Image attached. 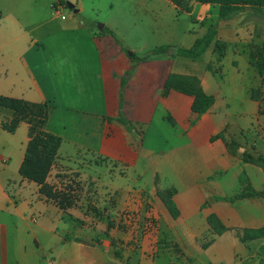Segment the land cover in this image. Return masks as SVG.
<instances>
[{"label":"crops","instance_id":"0c3cea01","mask_svg":"<svg viewBox=\"0 0 264 264\" xmlns=\"http://www.w3.org/2000/svg\"><path fill=\"white\" fill-rule=\"evenodd\" d=\"M50 1L53 2V9L54 4L62 5L60 0ZM197 4H202V16L198 20L204 31L211 22L217 23V38L226 43L225 53L217 61L211 45L201 55L209 52L210 59L196 64L201 56L191 59L176 52L178 47H189L196 36L189 44H183L185 37L177 31L158 34L162 38L156 47L169 45L173 47L170 55L176 52L178 58L170 64L166 52L156 55H163L160 62H165V70L159 80H146L155 99L147 122L128 120L119 115L121 107L117 97L120 89L122 93L125 92V82L115 76L113 68H110L113 103L108 102L99 34L103 32L115 36L114 32L119 31L115 26L118 23L106 22L101 29H96L93 19L81 21L70 17L67 21L62 18L60 25L55 22L51 25L61 14L54 9L53 18L33 25L34 31L46 26V30L34 36L21 27L13 35L0 34V94L49 105L44 129L61 138L50 173L59 166L81 172L80 175L88 176L98 188L95 198L102 201L101 205L92 202L94 207H91L98 211L97 214L87 213L90 204L86 202L80 203L75 210L63 212L45 201L34 182L28 183L29 180L27 182L22 178L17 188H10L12 178L8 174V163L15 158L20 166L28 141V124L21 121L13 133L4 130L1 123L12 117V110L0 107V264H141L142 257L145 258L144 264H217L222 263L220 258L227 263L238 264L250 257L252 245L262 244L260 242L264 237L245 244L235 237L234 232L235 229L264 227V198L215 201L204 206L203 203L211 195L230 196L223 194L222 184L227 183L232 188L236 182L239 183L238 177L242 172L249 178L247 168H254L259 180V185L250 183L252 187L264 190V170L239 159L243 151L255 152L256 155L259 152L231 132L227 119L222 116L231 111L226 94L220 96V87L226 84L225 76L220 75L221 84L216 79L218 67L227 58L231 41H248V38H244L245 34L240 35V28L247 22L255 26L260 24L251 18L243 19L244 10L262 17L264 12L247 8L231 19L221 21L217 19L218 6L213 4L195 2L188 14H192ZM74 7L77 9L74 14L82 10L80 0H76ZM202 20L208 23L204 24ZM257 33L264 37V30ZM250 44L247 42L246 45ZM235 54L244 58L250 66L248 48H236ZM231 66L234 69L231 82L239 81L243 86L237 61H231ZM170 73L197 76L202 89L214 96L211 107L204 114L195 116L190 110L191 96L175 90L162 96L164 81ZM133 76L131 73L129 77ZM260 79L259 86L263 88L264 75ZM252 101L257 104L259 114V102ZM119 118L127 120V124L119 121ZM158 121L168 122L176 138L174 146L160 152L159 148L145 144L150 131L160 136L161 133L154 130ZM129 124H132V128L128 127ZM223 130L226 138L229 134L238 143L236 155L227 151L222 139L210 140L211 136ZM181 154L183 158L179 156ZM143 167L151 169L147 180H143ZM129 171H134L131 181L121 177ZM223 175L225 177L221 178ZM228 175L229 179H226ZM169 187L175 189L173 199L179 215L173 219L161 200L153 198L158 217L156 240L137 237L136 245L131 248L127 243L129 236H123L117 230L129 193ZM25 188L29 189L31 195L24 193ZM48 206L56 210L54 220L50 222L42 219ZM212 213L228 230L221 235L210 234L212 241L203 243V233L208 234L211 230L207 216ZM123 223L130 225L125 219ZM88 230H99L103 234L93 236L87 233ZM131 231L128 230L129 233ZM225 234H228L231 242L226 247L229 250L223 254L214 246L217 239ZM111 237L123 240L122 247L128 253L126 257L118 259L110 254ZM171 242L177 243L180 250L173 251ZM203 244L206 247H202ZM252 254L256 255V251ZM127 258L128 262L125 260Z\"/></svg>","mask_w":264,"mask_h":264},{"label":"rangeland","instance_id":"374dc122","mask_svg":"<svg viewBox=\"0 0 264 264\" xmlns=\"http://www.w3.org/2000/svg\"><path fill=\"white\" fill-rule=\"evenodd\" d=\"M60 1L62 3L60 15H63L66 21L70 17L81 21L93 19L96 29L99 28V24H104L106 22L118 23L115 26H117L119 31L114 32L115 36L103 32L99 34V46L103 54V68L107 84L108 102L109 104L113 103V96L111 92L113 80L110 72V68H113L115 76L122 78L125 82V92L122 93V90L120 89L117 97L119 106L121 107V113L119 115L127 118L128 120L147 122L150 119L151 112L155 106V99L151 96L152 88L146 80H151V82L159 80L162 72L165 70V62H160V56L163 55L156 56L150 53L153 48L159 45L160 41L158 40H161L162 38L157 35H163L169 31H177L180 35L185 37L183 44H189L193 36L200 37L203 35L205 31L200 20H198V17L202 16V11H200L202 4H197L190 15L183 12L178 13L168 0H80L82 10L79 13L74 14L72 9L68 8L66 3L70 2L74 4L76 0ZM52 3L53 2L50 0H0V34L13 35L20 31V27L24 28L27 34H30L31 36L46 30V26H43V28L41 27L37 31H34L32 27L41 20H48L51 17L53 18L54 9L52 8ZM244 11L246 12L243 15L244 18L242 17L243 19L249 20V18H251L253 20H257L260 24L255 26V24L247 22L244 27L240 28V35L245 34L246 36L244 35V38H248V41H243L242 43L238 40L231 41V46L227 52V58L223 59L221 67L217 66L219 73L216 74V79L221 84L222 78L220 75L225 76L226 84L223 88L220 87V96L226 94L228 98V101L226 102L229 103L231 113L229 112L227 115L223 113L222 116L227 119L231 132L237 139H240L248 145L254 147L252 149H255L259 152L258 154H262L264 156V115L257 114V104L250 100L247 96V88L259 86L261 84V79L259 75L246 64L244 58L235 54L236 48H248L249 50L252 44H261L264 42V37L262 38L261 35H258L259 33H257L264 30V27L262 26V24H264V17L257 16L254 12H248L247 10ZM60 15H57L56 19L51 22V25H53V22L58 25L62 24L63 20ZM192 19H197V21L193 22ZM202 21H204V24L208 23L207 20ZM241 40L243 39L241 38ZM247 42L252 44L247 46ZM11 47L13 46L11 45ZM172 48L173 47H169L166 51V54L169 55L167 58L169 59L168 63L170 64L172 62H176V59L178 58L176 52L173 55H170L169 52L170 50L172 51ZM131 53L134 54V57H130ZM210 56L209 52L205 53L204 56H201L196 61V64L204 63V60L210 59ZM233 60H236L238 63L240 78H243H241L243 86L239 84V81L234 83L231 82L232 71L234 70L231 66V61ZM121 70L123 71L121 72ZM151 71L152 73H150ZM131 73L134 75L132 78L129 77ZM260 89L263 90L261 93V103L263 104L262 109L264 110V87H260ZM172 128L173 127L169 126L166 121L164 123L161 121L156 122L154 130L161 134L160 136H156L151 134L150 131L146 137L145 144L153 148H159V152L160 150L164 151L166 148L174 146L176 138L171 131ZM227 139H231L229 134H227ZM179 156L183 158L184 155L181 154ZM18 168V163L15 158L9 161L8 174L12 178L10 188H13L14 186L17 188L19 179H22V177L18 174ZM253 169L247 168L246 170V172H250L249 182L259 185L258 177ZM150 170V168L143 167V170H141L144 175L143 180L150 178ZM80 174L81 172H77L67 166H59L57 169L56 167L53 168L51 173L49 172L47 182L54 185L57 190H64L68 188L72 191L71 195H78L75 205L70 209L75 210L80 206V203L86 202V204H90V208H88L89 212L87 213L97 214L98 211L93 210L92 208L94 207L92 202L96 205H99L102 202L98 200V198H95L97 197L95 195L98 193V188L94 186V183L88 176ZM133 174L134 171H129L126 172V176L121 177H126L129 181H131L134 176ZM223 177L225 176H221V178ZM226 179H229V175ZM25 181L28 182V180ZM28 183L33 182L29 181ZM222 186L224 188L223 194L226 193L230 196L240 190L241 187L238 182H236L232 188L227 185V183H223ZM133 191L145 193L137 195L136 197V208L141 210L139 218L140 225L136 227L138 230L133 232L131 231V229H133L132 225L129 227V225L122 222L125 218L124 210L127 208L126 205L128 203V197L125 201V205L122 207V218L118 221V224L121 226L120 228L118 227L117 230L120 231L123 236L128 235L129 240L134 243L137 237L142 238L141 224L146 217L144 215L147 214L146 212L151 209L152 205L154 211L156 210L154 200L153 204H151V201H149L146 194L150 195L154 199H157V196L155 195V190L151 192L146 190ZM24 193L31 195L28 188H25ZM87 197L90 201H88ZM38 210L35 212L36 215H38ZM39 211L42 212L41 210ZM55 211L54 207L48 206V211L44 212L42 219L46 222H50L52 219L54 220L53 215ZM123 224L125 225V229L124 226H122ZM128 230L131 232L129 233ZM239 232V230L237 231L235 229V237H237ZM87 233H90L93 236H102L103 234L99 230H88ZM210 234L213 235L214 233L211 230L208 234L203 233L201 241L203 243L208 242L211 239ZM144 238L150 240L155 239V237L152 238L149 236ZM229 238L228 234L221 236L217 239L214 247L225 254V252L229 250L226 248L231 242ZM111 240L118 245H120L122 241H120L119 238L114 239L113 237H111ZM260 243L262 244H256V246L252 245L250 248L253 251L251 253L249 252L250 257L246 259L244 258L245 261H241L238 264H264V255L252 254L254 250L258 252L260 245H264V240ZM132 246L134 247V245H130L131 248ZM170 246L173 247V251L180 250L177 243L171 242ZM127 254V252H124L123 256L126 257ZM220 260L222 263L218 262L217 264H230L222 261L223 259L221 258ZM144 263L145 258L142 257L141 264Z\"/></svg>","mask_w":264,"mask_h":264},{"label":"trees","instance_id":"16d2710c","mask_svg":"<svg viewBox=\"0 0 264 264\" xmlns=\"http://www.w3.org/2000/svg\"><path fill=\"white\" fill-rule=\"evenodd\" d=\"M173 4L179 12H191L193 4L195 2L203 4H213L218 6L217 19L221 21H227L234 17L237 13L244 9H252L256 12H264V0H168ZM54 4L53 6H55ZM217 23H210L203 35L197 37L189 47H178L176 52L178 55L197 59L199 58L211 45H213L214 53L216 55V60H220L225 53L226 43L217 38L216 31ZM169 45H160L152 49L151 54L157 55L164 53L169 48ZM134 57V54H132ZM142 59V58H141ZM248 62L250 66L255 70V72L263 77L264 75V42L261 44H252L248 50ZM207 67H210L208 65ZM259 87H250L247 90L250 99L259 102V114H264L261 103V93L262 89ZM262 88V87H261ZM170 90H175L177 92L191 96L192 103L190 106L191 112L195 116H200L204 114L214 103V96L206 93L201 85L197 76L189 74H179L170 73L163 84V89L161 92L162 96H166ZM0 107H5L12 110V117L8 121H3L1 127L13 133L21 121H25L28 124V141L26 143L23 159L18 168L19 175L29 181H32L38 185V192L43 196L45 201L51 202L59 210L66 212L68 209L72 208L76 201L78 195H71L72 191L67 189L57 190L54 185L47 182V176L51 168L55 164L57 151L61 143V138L57 135L47 132L44 129L45 122L49 113V105L47 103H37L30 102L23 98H17L7 95L0 94ZM124 124H127V120L119 118ZM194 121V120H193ZM132 128V124L128 125ZM220 138L224 141L227 151L231 155L237 154L238 143L231 138L228 140L224 136V130L211 136L210 140ZM239 158L243 162L252 163L260 166L264 170V156L261 154H254L252 152L243 151ZM238 181L241 185L240 190L231 196H221L212 195L207 198L204 205H209L215 201H228L233 202L238 199L243 198H264V190H256L252 187L249 182V178L245 172H242ZM145 193L131 191L128 195L127 208L125 212V220L129 222V227L132 225V231L135 232L139 224V218L141 210L136 208L137 195H142ZM175 194V189L173 187L165 189H156L155 195L161 200L164 207L170 214V216L175 219L179 215V210L173 199ZM151 204H153V197L147 195ZM136 202V203H135ZM150 204V203H149ZM130 210V211H129ZM147 213V214H146ZM144 216L143 223L141 224V235L144 237H157L158 233V217L153 209V205L150 210L146 212ZM123 219V220H124ZM122 220V222H123ZM207 222L215 235H221L228 228L223 224V222L214 214H209L207 216ZM120 224L118 227L120 228ZM125 229V225L123 224ZM127 229V228H126ZM240 232L237 234L238 239L242 243H249L253 240L260 239L264 237V227L259 228H241L236 229ZM120 232V231H119ZM106 236L108 233H105ZM99 242V239H96ZM121 241V240H120ZM210 239L208 242H211ZM207 242V243H208ZM129 245H136L133 241L127 242ZM123 240L121 244L118 245L111 240L110 244V254L118 259H122L124 248L122 247ZM202 247H206L203 244ZM256 254L264 255V245H260L258 252ZM128 262V258L125 259ZM125 261V262H126Z\"/></svg>","mask_w":264,"mask_h":264},{"label":"water","instance_id":"95a60500","mask_svg":"<svg viewBox=\"0 0 264 264\" xmlns=\"http://www.w3.org/2000/svg\"><path fill=\"white\" fill-rule=\"evenodd\" d=\"M66 4H67L69 9H72L73 13L77 12V9L74 7L73 3L67 2ZM98 27H99V29H101L102 28V24H99Z\"/></svg>","mask_w":264,"mask_h":264},{"label":"built area","instance_id":"2783aa9c","mask_svg":"<svg viewBox=\"0 0 264 264\" xmlns=\"http://www.w3.org/2000/svg\"><path fill=\"white\" fill-rule=\"evenodd\" d=\"M54 9H55L56 12H59L60 9H61V5H60V4L55 5V6H54ZM60 16H61V18H64L63 15H60Z\"/></svg>","mask_w":264,"mask_h":264}]
</instances>
